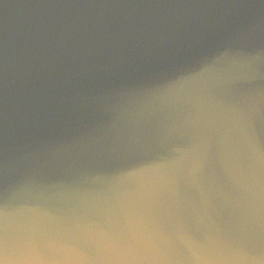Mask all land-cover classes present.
I'll list each match as a JSON object with an SVG mask.
<instances>
[{"label": "water", "instance_id": "water-1", "mask_svg": "<svg viewBox=\"0 0 264 264\" xmlns=\"http://www.w3.org/2000/svg\"><path fill=\"white\" fill-rule=\"evenodd\" d=\"M0 253L264 264V0H0Z\"/></svg>", "mask_w": 264, "mask_h": 264}, {"label": "clouds", "instance_id": "clouds-1", "mask_svg": "<svg viewBox=\"0 0 264 264\" xmlns=\"http://www.w3.org/2000/svg\"><path fill=\"white\" fill-rule=\"evenodd\" d=\"M0 264H12V262L6 257L0 258Z\"/></svg>", "mask_w": 264, "mask_h": 264}, {"label": "snow or ice", "instance_id": "snow-or-ice-1", "mask_svg": "<svg viewBox=\"0 0 264 264\" xmlns=\"http://www.w3.org/2000/svg\"><path fill=\"white\" fill-rule=\"evenodd\" d=\"M0 258H3V254L2 253H0Z\"/></svg>", "mask_w": 264, "mask_h": 264}]
</instances>
